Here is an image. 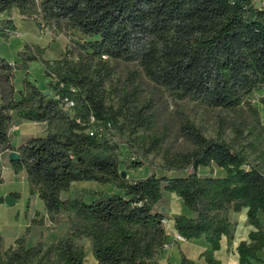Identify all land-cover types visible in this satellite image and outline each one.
I'll return each instance as SVG.
<instances>
[{"label": "trees", "instance_id": "trees-1", "mask_svg": "<svg viewBox=\"0 0 264 264\" xmlns=\"http://www.w3.org/2000/svg\"><path fill=\"white\" fill-rule=\"evenodd\" d=\"M11 8L45 22L64 21L87 39L75 56L65 51L59 58L42 59L36 46L18 52L19 64L0 56V152L18 153L8 163L13 172L24 169L28 194L41 200L49 221L65 212L68 224L47 244L25 247L22 234L7 248L0 245V264H83L82 238L96 264H157L167 241L164 214L155 208L162 191L178 197L189 213L173 216L172 228L183 240H203L207 249L199 257L204 264H220L213 253L222 238L228 248L233 237L226 213L244 209L251 229L246 241L236 244L237 264H260L264 171L224 141L204 137L185 119L178 130L191 148L164 156L157 166L187 171L184 176H121V169L145 164L159 141L136 134L149 126L150 117L139 111L126 116L123 106L106 103L104 82L110 73L107 60L134 61L148 80L175 98L230 109L248 104L245 96L264 86V7L251 0H0V14ZM14 30L8 16L0 17V38ZM32 59H40L49 78L46 89L22 78L15 97L13 68H25ZM259 103L264 115V96ZM12 113L15 119L44 122V133L13 147L8 134ZM114 134L139 153L122 157ZM212 165L223 175L197 174L198 167ZM82 180L111 184L114 190L60 198L71 182ZM84 195L91 198L85 201ZM178 264L192 262L181 255Z\"/></svg>", "mask_w": 264, "mask_h": 264}, {"label": "rangeland", "instance_id": "rangeland-1", "mask_svg": "<svg viewBox=\"0 0 264 264\" xmlns=\"http://www.w3.org/2000/svg\"><path fill=\"white\" fill-rule=\"evenodd\" d=\"M257 5L259 0H251ZM8 16L14 24L15 30L7 39L0 38V56L10 65L14 62L19 64V51L34 50L35 46L42 50L39 55L42 59L59 58L65 51L72 55L81 52L80 45L87 37L77 29L65 25L64 21L58 24L45 22L39 15H21L16 8H11L8 13H1L0 17ZM26 45V47H24ZM102 59H107L102 57ZM14 61V62H10ZM110 73L104 82L105 101L113 107L123 106L126 116L129 112L139 111L142 115L151 118L149 126L138 128L136 134H141L144 139L155 137L159 143L157 147L146 155L145 164L136 170H123L121 173L128 179H136L153 172L156 176H184L187 171H163L157 166L161 164L164 156L172 152H184L191 145L181 136L179 124L187 119L206 138L222 140L235 150L241 151L250 165L264 171V115L259 103L260 97L264 96V86L253 89L245 100L236 108L207 107L196 100L188 98L178 99L163 87L148 80L134 61L124 62L120 60H107ZM14 96H17L16 88L21 89V80L25 78L34 84L39 90L46 89L49 80L41 68L40 59H32L26 62L25 68H13ZM124 125H126V120ZM17 125L19 128L14 131ZM128 126V125H126ZM41 126L28 120L15 122L12 113V123L9 131L12 140L31 134L41 135ZM19 136V137H18ZM114 139L119 143L122 157L133 159L139 150L134 146H126L125 137L114 134ZM7 159V157H6ZM3 158L0 159V164ZM5 164V163H4ZM6 166V167H5ZM21 171V170H20ZM13 172L8 164L0 167V194L2 196L8 190H15L17 197L11 206L0 205V245L2 249L12 244L13 240L24 235L27 245L41 241L44 244L55 241L60 237L62 227L50 229V225L39 219L40 213H44V207L36 196L28 198L25 179L21 174ZM198 175H223V170L212 165L211 168L198 167ZM87 190L113 191L111 184H101L95 181H74L70 183L68 190L59 193L60 198H66L76 194H85ZM162 197L155 208L164 214L163 224L167 234V241L163 252L157 257V264H178L180 256H184L192 264H204L199 257L200 253L207 249L202 239L183 240L178 238L172 229V217L179 214L189 215L182 206L180 199L173 193L162 191ZM91 197L84 195L88 201ZM29 199V200H28ZM30 202L28 207L26 203ZM36 213V215H33ZM226 216L233 226V237L226 248L225 239H221L220 250L213 254L220 264H237L235 254L236 244L246 241V235L251 229L247 223L245 210L238 212L228 211ZM34 217L36 219H34ZM30 218V219H29ZM39 222L33 223L31 220ZM45 220V219H44ZM264 226V219H261ZM26 231V232H25ZM78 244L84 253L83 264H96L90 254L89 244L85 239H79ZM261 263L264 264V250L257 254Z\"/></svg>", "mask_w": 264, "mask_h": 264}, {"label": "crops", "instance_id": "crops-1", "mask_svg": "<svg viewBox=\"0 0 264 264\" xmlns=\"http://www.w3.org/2000/svg\"><path fill=\"white\" fill-rule=\"evenodd\" d=\"M10 62H14V61H10ZM20 90V88H16V91H19ZM43 91V90H42ZM14 120H15V122H17V121H19V120H22V119H15L14 118ZM29 121V120H28ZM30 122H32L33 124L35 123V124H38V125H40L41 126V132H40V134H43L44 133V128H45V123L44 122H37V121H30ZM18 126L17 125H15V127H14V131H17L18 130ZM8 134H9V141H10V144L13 146V147H16V146H18L20 143H22L24 140H26L27 138H30V137H33L34 135H37V134H31V135H26V136H21V137H19V138H16V139H14V140H12V138H11V134H13V132L11 131H9L8 132ZM7 152L8 151H4V152H0V159L1 158H3V161H2V163L0 164V167H1V165H5V164H8L9 165V163H8V160L6 159V154H7ZM5 163V164H4ZM6 167V166H5ZM9 167H10V165H9ZM20 174H21V178H22V180H24L25 179V171H24V169H21V171L19 172ZM9 193H18V192H16L15 190H8L7 191V193H5V195H7V194H9ZM1 196H2V194H0ZM34 196L35 195H29L28 194V198H30V197H32V198H34ZM13 198V197H12ZM29 200V199H28ZM14 203H15V198H14ZM2 204H4L3 202L2 203H0V205H2ZM30 206V202H29V204L27 205V211H28V207ZM33 215H36V213H34ZM40 220L42 221V224L43 223H45L46 225V227H47V224H49L50 225V229L52 230L53 228H56V226L57 225H60L61 227H62V230H61V234H63L65 231H67V229H68V224H67V220H66V213L65 212H59V213H57L56 215H54V220L51 222V221H49V219H48V217H47V214H46V212H45V210H44V213L42 212V213H40ZM30 219V218H29ZM34 219H36L35 217H34ZM45 219V220H44ZM171 223H172V220H171ZM0 226H1V224H0ZM173 229V228H172ZM174 231V230H173ZM175 232V231H174ZM0 240H1V237H0ZM53 242V241H52ZM24 245H25V247H31V245H34V244H31V245H27L26 243H25V241H24ZM213 254H215V253H213Z\"/></svg>", "mask_w": 264, "mask_h": 264}, {"label": "water", "instance_id": "water-1", "mask_svg": "<svg viewBox=\"0 0 264 264\" xmlns=\"http://www.w3.org/2000/svg\"><path fill=\"white\" fill-rule=\"evenodd\" d=\"M44 94H47V91H44ZM6 157L8 161L17 160L19 158L18 153L13 150L8 151ZM121 176H123V173H121ZM2 199L3 203L7 206H11L14 203V198L9 195L2 196Z\"/></svg>", "mask_w": 264, "mask_h": 264}, {"label": "built area", "instance_id": "built-area-1", "mask_svg": "<svg viewBox=\"0 0 264 264\" xmlns=\"http://www.w3.org/2000/svg\"><path fill=\"white\" fill-rule=\"evenodd\" d=\"M256 6H258V7H264V0H259ZM69 104L70 103H68L67 105H69ZM164 223H165V219L163 218L162 219V224H164ZM176 236L179 237L177 234H176Z\"/></svg>", "mask_w": 264, "mask_h": 264}, {"label": "bare ground", "instance_id": "bare-ground-1", "mask_svg": "<svg viewBox=\"0 0 264 264\" xmlns=\"http://www.w3.org/2000/svg\"><path fill=\"white\" fill-rule=\"evenodd\" d=\"M178 238H180V237H178Z\"/></svg>", "mask_w": 264, "mask_h": 264}]
</instances>
